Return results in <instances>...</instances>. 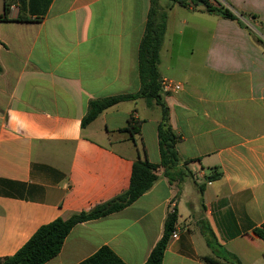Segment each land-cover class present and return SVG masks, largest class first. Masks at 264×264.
<instances>
[{"label": "crops", "instance_id": "crops-1", "mask_svg": "<svg viewBox=\"0 0 264 264\" xmlns=\"http://www.w3.org/2000/svg\"><path fill=\"white\" fill-rule=\"evenodd\" d=\"M6 1L0 257L15 253L39 226L127 188L142 155L121 130L130 115L140 121L146 159L159 163L161 118L156 101L140 97L81 126L90 100L139 90L138 48L151 0ZM210 1L238 19L158 0L166 13L158 71L182 84L160 96L178 136L175 169L187 175L169 181L158 169L131 204L73 226L44 264H77L103 245L126 264H143L173 208L178 236L167 242L162 264H264V242L253 232L264 222V0Z\"/></svg>", "mask_w": 264, "mask_h": 264}, {"label": "trees", "instance_id": "trees-1", "mask_svg": "<svg viewBox=\"0 0 264 264\" xmlns=\"http://www.w3.org/2000/svg\"><path fill=\"white\" fill-rule=\"evenodd\" d=\"M180 5L188 3L197 7L198 1L203 2L200 8L215 13L223 18L232 20L238 19L231 11L221 5H214L210 0H174ZM9 4L3 0V9L0 13V21L9 20L7 14ZM166 13L158 10V0H151V7L147 16L143 36L138 48V73L140 88L136 93L120 94L88 102L85 115L81 119V126L85 127L103 110L125 100L136 98L154 99L161 107V118L157 126V138L160 160L159 163L149 162L144 154V146L140 138V121L132 115L129 116L127 125L124 129L131 133L142 152L133 162L130 171V178L127 188L103 203L96 204L88 211H80L70 215L66 219L55 218L43 224L29 237V239L12 255L0 257V264H44L56 256L63 244L67 234L73 226L80 222L106 216L116 212L131 204L144 192H146L157 179L156 171L162 169V174L169 181L181 180L187 173L182 169H175L180 158L175 148L178 136L173 132L168 123V111L160 96V74L158 71L159 52L162 45L163 35L166 27ZM264 32V28L260 29ZM264 46V44H263ZM138 136V138L136 137ZM218 176L217 173L209 176L208 180H213ZM202 188V186H200ZM177 218L176 208L167 213L164 220L163 234L156 244L152 247L143 264H162L164 250L169 241V235L174 230ZM258 238L264 242V222L254 228L253 231ZM210 264H219L211 259L205 258ZM77 264H126L111 248L106 245L99 247L93 254L81 260Z\"/></svg>", "mask_w": 264, "mask_h": 264}, {"label": "built area", "instance_id": "built-area-1", "mask_svg": "<svg viewBox=\"0 0 264 264\" xmlns=\"http://www.w3.org/2000/svg\"><path fill=\"white\" fill-rule=\"evenodd\" d=\"M160 87L163 92H175L182 88V84L176 81H173L169 78H161L160 79ZM178 236V232L174 229L169 235L170 239H175Z\"/></svg>", "mask_w": 264, "mask_h": 264}, {"label": "rangeland", "instance_id": "rangeland-1", "mask_svg": "<svg viewBox=\"0 0 264 264\" xmlns=\"http://www.w3.org/2000/svg\"><path fill=\"white\" fill-rule=\"evenodd\" d=\"M168 1V0H167ZM3 0H0V12L2 11Z\"/></svg>", "mask_w": 264, "mask_h": 264}, {"label": "water", "instance_id": "water-1", "mask_svg": "<svg viewBox=\"0 0 264 264\" xmlns=\"http://www.w3.org/2000/svg\"><path fill=\"white\" fill-rule=\"evenodd\" d=\"M197 5L198 6H203V2L202 1H198Z\"/></svg>", "mask_w": 264, "mask_h": 264}]
</instances>
